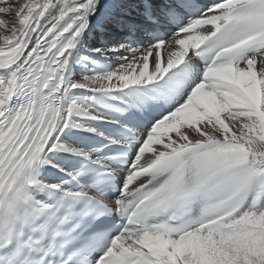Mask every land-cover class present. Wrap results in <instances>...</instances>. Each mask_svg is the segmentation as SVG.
<instances>
[{
    "label": "snow or ice",
    "instance_id": "6c2138e0",
    "mask_svg": "<svg viewBox=\"0 0 264 264\" xmlns=\"http://www.w3.org/2000/svg\"><path fill=\"white\" fill-rule=\"evenodd\" d=\"M0 264H264V0H0Z\"/></svg>",
    "mask_w": 264,
    "mask_h": 264
}]
</instances>
